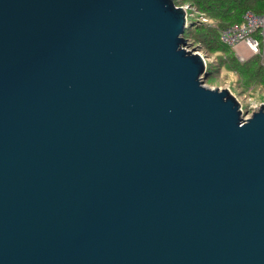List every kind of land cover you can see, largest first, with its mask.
I'll use <instances>...</instances> for the list:
<instances>
[{
  "label": "water",
  "instance_id": "95a60500",
  "mask_svg": "<svg viewBox=\"0 0 264 264\" xmlns=\"http://www.w3.org/2000/svg\"><path fill=\"white\" fill-rule=\"evenodd\" d=\"M173 0H0V264H264V104L202 84Z\"/></svg>",
  "mask_w": 264,
  "mask_h": 264
},
{
  "label": "trees",
  "instance_id": "16d2710c",
  "mask_svg": "<svg viewBox=\"0 0 264 264\" xmlns=\"http://www.w3.org/2000/svg\"><path fill=\"white\" fill-rule=\"evenodd\" d=\"M174 4L182 5L187 3L196 10L212 17L216 20L214 25L208 26L205 24H196L184 34L188 40L193 43H200L199 50H210L215 52L221 58L219 66L223 63L228 70L240 74L242 78L247 77L248 80H253V77H259L264 82V60L261 61L258 57H253L249 62L252 63L246 66V63L241 64L233 55L230 46L223 43L219 39V29L238 23L242 19V14L246 10L254 13H262L264 11V0H173ZM192 26V28H191ZM185 38V39H186ZM207 75L210 74V69L206 66ZM246 75V76H245Z\"/></svg>",
  "mask_w": 264,
  "mask_h": 264
},
{
  "label": "rangeland",
  "instance_id": "374dc122",
  "mask_svg": "<svg viewBox=\"0 0 264 264\" xmlns=\"http://www.w3.org/2000/svg\"><path fill=\"white\" fill-rule=\"evenodd\" d=\"M188 26L184 34L188 32L190 28V24L195 26L196 24H205L208 26L214 25L216 20L212 17L205 15L204 13L196 10L194 7L190 5L186 8ZM191 26V28H192ZM186 38V37H185ZM200 43H193L191 40L186 38V42L182 47L189 51L192 47H195L196 51L199 50ZM233 55L236 60L241 64L246 63V66L249 64V61L252 60L253 57H258L261 61L264 60V52L261 54H250L243 49V53H241L240 47L239 50L230 47ZM200 56L206 62L207 67L210 69V74L205 76L202 79V84L211 87V88H227L232 94L237 102L240 105V108L244 112L243 117H248L255 110L259 109V106L264 104V82L259 77H253V80H248L247 77L242 78L240 74L234 72L233 70H228L225 64L220 67L219 62H221L222 58H225L223 55L219 58V55L215 52H210V50L202 49L199 50ZM246 76V75H245Z\"/></svg>",
  "mask_w": 264,
  "mask_h": 264
},
{
  "label": "built area",
  "instance_id": "2783aa9c",
  "mask_svg": "<svg viewBox=\"0 0 264 264\" xmlns=\"http://www.w3.org/2000/svg\"><path fill=\"white\" fill-rule=\"evenodd\" d=\"M178 6L186 12L189 5L185 3ZM188 22L187 20V26ZM219 39L232 48L239 50L240 47L241 53H243V49L250 54L263 53L264 11L262 13L244 11L240 22L219 29Z\"/></svg>",
  "mask_w": 264,
  "mask_h": 264
},
{
  "label": "bare ground",
  "instance_id": "6f19581e",
  "mask_svg": "<svg viewBox=\"0 0 264 264\" xmlns=\"http://www.w3.org/2000/svg\"><path fill=\"white\" fill-rule=\"evenodd\" d=\"M194 52V51H193ZM195 54H199L200 55V51L198 50V51H196V52H194Z\"/></svg>",
  "mask_w": 264,
  "mask_h": 264
}]
</instances>
